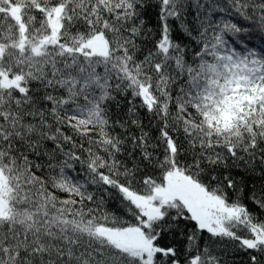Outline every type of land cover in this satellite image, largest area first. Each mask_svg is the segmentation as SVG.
<instances>
[{"label":"snow or ice","instance_id":"snow-or-ice-1","mask_svg":"<svg viewBox=\"0 0 264 264\" xmlns=\"http://www.w3.org/2000/svg\"><path fill=\"white\" fill-rule=\"evenodd\" d=\"M114 92L131 93L126 120ZM137 99L154 143L113 134L141 127ZM257 158L264 0H0V264H225L229 248L264 264V183L247 196L257 214L217 171Z\"/></svg>","mask_w":264,"mask_h":264},{"label":"trees","instance_id":"trees-1","mask_svg":"<svg viewBox=\"0 0 264 264\" xmlns=\"http://www.w3.org/2000/svg\"><path fill=\"white\" fill-rule=\"evenodd\" d=\"M157 12H158V9L150 8L145 15L146 27L151 28L153 32H156L159 29ZM236 19H239V17H236ZM188 21L189 23L193 22V16L191 14H189L188 16ZM170 23L172 24L174 38L181 35L180 30H179V22L170 21ZM242 23H244L245 25L248 24V22H244V21H242ZM181 42L184 44H189L190 48L194 47V44H191L186 37H184ZM148 46H151V45L149 44ZM257 46H259L258 42H257ZM189 56H191V52L189 53ZM137 58L142 59L143 56L140 55ZM33 87H35V85H33ZM113 95L116 97V99L114 101L108 102V107L111 113V119L115 120L119 118L121 120H126L127 119L126 114L128 113L129 108L133 107V104L129 103V101L132 100L131 93L129 92L126 95H122V94L114 92ZM134 104L136 106V111L138 113L137 118L140 121L141 127L132 125L129 120L126 132L124 129H121L120 127L117 126L115 127L113 134L114 135L120 134L121 138L123 139L125 136H129V135L139 136L142 130L143 132H146L149 134V143L150 144L154 143L155 138L159 135L156 121L152 119L151 115L147 113L146 110L140 107V101L138 99L134 101ZM66 131H67V134L73 135L70 130L66 129ZM73 139L76 141L77 144H80L83 142L85 144V147L88 146L87 141L86 140L82 141L80 137L73 135ZM44 147L47 148L49 152H51L54 148V145L51 142H48L46 145H44ZM63 147L66 151L73 150V146L71 143H66L63 145ZM131 147H132L131 144L128 143L127 150H131ZM75 150L78 152V154H81L82 156L86 158L87 156L86 153H80L79 149H75ZM101 154L103 155L102 152ZM138 156H139V152H137L136 158H138ZM118 158L124 161L128 165V167H132L134 158H129L126 154L120 155L118 156ZM60 160H62V157L57 155L56 159L52 162L56 163V162H59ZM40 162L44 163L46 166L48 162V157L44 156ZM227 165L228 167L226 169H223V170L218 169L217 171L218 172L223 171L224 173H230L233 176V178L237 181V188L244 189L243 193H241L242 200L249 205L250 210L259 214L258 210L254 206L251 205L250 201L247 200V196L253 186H255L256 188H259L260 184L264 183V174L261 173V168H264V165L260 163L259 158H257V160L255 161V167L249 166L248 168H245V165L243 162H240V166L237 167L233 164V161L231 159L227 161ZM76 169L78 172L86 171V168H81V165L79 163L76 164ZM37 174L45 175V177H47V173H37ZM73 175H75V173H73ZM80 179H83V176H81ZM49 190L52 191L51 188ZM88 190L94 191L93 188H89ZM229 191L231 192V190ZM55 194L58 196V198H65V194L63 193H60L57 191ZM85 203H86V207L96 206L95 204H91L88 202H85ZM117 205H118V201L110 202L107 206V211L108 212L115 211ZM118 215H123V214L118 213ZM261 218H264V216H261ZM125 219L130 220L129 217H125ZM177 239H179V237H177ZM160 242L161 244H165V243L172 244L173 239H172L171 234H165V236L162 238ZM181 246L182 245L177 244V247H181ZM221 255H222V259L225 261V264H248V255L243 251L235 252L233 249L229 248L227 249L226 255H224L223 253H221Z\"/></svg>","mask_w":264,"mask_h":264}]
</instances>
